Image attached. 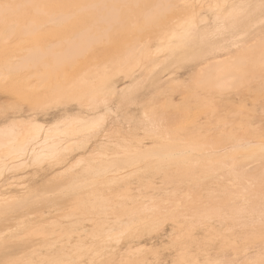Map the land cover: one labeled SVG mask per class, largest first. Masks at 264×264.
Listing matches in <instances>:
<instances>
[{"label":"bare ground","instance_id":"1","mask_svg":"<svg viewBox=\"0 0 264 264\" xmlns=\"http://www.w3.org/2000/svg\"><path fill=\"white\" fill-rule=\"evenodd\" d=\"M194 3L209 6L211 19L208 25H205L207 22L201 21L204 25L196 29L191 27L188 30V26H193L200 16ZM246 4L234 3L231 0H0V91L39 103L41 99L59 90L65 93L75 91L79 99L80 91L93 87L94 90L104 94L102 99H96L97 96L88 97V102L84 104L86 112L83 113L75 111L82 107L64 108L50 123H56L57 129L64 126L59 125L62 121L68 124L82 120L78 126L80 128L81 125L85 128L97 124L99 120L104 121L107 116L106 111L97 115L99 113L97 110L105 107V97H117L121 110L124 100L128 102L134 100L132 97L138 92V85L119 89L116 82L111 80L113 75L103 73L102 70L100 73L93 68L95 65L91 66L93 71H83L86 61L91 59L93 60L91 62L94 60L96 62V59L104 57V59L113 58L115 72L129 71L139 46L149 40V37L155 36L172 61H169V65H182L189 60L199 61L195 76L197 83L215 93H220L229 87L240 85L246 73L250 74L249 71L264 73V46L261 49L256 47L264 39L251 46H248L250 41L244 39L245 28L258 16L257 12H249L245 9ZM180 5L182 10L177 9ZM175 27L185 29L184 37L180 36L178 31L175 32ZM234 28L236 34L233 32ZM112 29L115 31L111 35ZM49 38L57 42L49 44L47 42ZM101 43L107 44L109 48L113 46L112 54L108 49L100 52L98 47ZM237 51H240L237 56L230 55ZM141 58L146 60L147 55L144 54ZM154 68H157L155 64ZM162 70H168V65L160 69V73ZM154 72L157 73L156 70ZM90 73H92L90 76L98 77L96 84L95 81L89 83ZM32 78L34 81L30 80ZM162 78L161 75H152L148 81L155 85L158 83L159 86L175 81V79L170 81ZM134 80L130 84H134ZM40 89L44 90L43 98L39 95ZM205 105H208L207 101L201 102L200 107L204 109ZM262 110L264 112V106ZM22 117L17 115V118L11 120H21ZM29 117L25 118L29 119ZM146 120L148 123L155 122L146 130L152 133L148 145L141 138H136L135 144H131L132 141L118 143L115 149L117 152L110 159L108 158L109 162L104 168L97 167L90 161H88L89 165H83L82 160L81 165L78 162L74 163L76 166H81V171L75 176L68 174L74 166H68L72 159L69 158L67 161L66 157L77 145L75 140L60 139L59 135L53 137V134L50 137L49 134V137L45 136L39 141L35 139L36 137L34 141L31 139V142H34L31 146L27 142L28 145L23 147L20 146L23 143H18L21 148L18 146L17 152L24 155V158L26 156L25 164H29L32 168L38 166L40 169L30 175L27 185H20L19 192L8 196L0 193V264L110 263V259L102 255L103 251L109 248L115 249L122 241L128 240L127 244H129L144 232L151 231V228L158 226L160 222L152 220L154 218L151 216H136L128 222H123L122 220L128 219V216L125 217L124 212H114L110 207H105L110 200L106 201L103 198L105 192H102V189H89V186L108 184L114 189H119L121 186L125 188L127 181L139 167V163L143 164L146 175L151 170L158 172L167 165H180L185 171V174H182L184 177L173 181L167 178L168 181L164 182L168 184H182L192 178L189 176H195L198 172L196 178L201 180H195V184L188 188L195 189L196 193H202L208 188L214 195H209L210 201H203L204 204H190V207L193 206L191 217L192 220L194 217V223L215 219L222 232L219 236L224 241L237 227L236 231L242 232L245 238L250 240L247 243L249 247H251L250 242L251 244L260 242L264 238V134L261 130L251 127L252 123L248 122L246 128L239 127L241 131L239 134L241 137L237 142L239 144L229 146L226 144L233 138L224 134H208L211 128L204 131V128L199 126L198 130L206 133L203 137L195 138L187 136L188 133L185 132L186 136L178 135L181 133L179 130L182 129H179L180 127L179 130L177 129L178 121L175 123L163 115L155 116L154 120L147 116ZM32 123L37 127L44 125L37 119L32 120ZM172 123L173 125L170 126ZM234 123L235 121H230L227 126H233ZM15 124L0 128V151L7 152L8 157L10 155L8 151L17 147L15 139L18 131L14 127L19 125ZM27 128L30 129L31 126ZM34 132L37 133L38 130ZM13 143L16 145L14 148ZM107 148L110 150V147ZM219 149H222L219 153L224 152L223 158L216 156ZM13 151L12 154L15 152ZM239 153L245 161L236 159ZM18 155L16 156L19 158ZM16 160L18 162V159ZM251 163L256 165L253 168L248 167ZM8 168L0 164V176ZM126 170H129V174L126 175L129 176L128 178L123 177ZM117 172H122V175L114 176ZM38 173L45 174L44 183L43 181L36 183V179L40 176ZM54 173L56 178L68 179L71 176V179L55 185V182L60 181L53 177ZM225 175L231 178L229 183L225 182ZM238 181L243 182L239 183L240 187L236 186ZM212 185L219 189H210ZM224 185H227L228 189L232 187L238 189L228 192ZM191 194L192 192L185 193L184 197L191 198ZM116 195V198L121 200L125 197L123 191H119ZM60 203H64L65 207L62 208L63 205L60 206ZM107 209L112 211L114 219L105 223L101 231L102 227L99 228V225ZM138 213L145 214L142 208ZM90 227L97 229L90 231ZM186 233H188L186 228L180 231L179 243L188 242V238L184 239L188 237ZM230 241L228 247L233 242ZM226 246L219 248L227 249ZM185 252L183 251L179 256L182 262L187 260ZM244 264H264V251L245 257Z\"/></svg>","mask_w":264,"mask_h":264},{"label":"rangeland","instance_id":"2","mask_svg":"<svg viewBox=\"0 0 264 264\" xmlns=\"http://www.w3.org/2000/svg\"><path fill=\"white\" fill-rule=\"evenodd\" d=\"M231 1L234 3L238 2L239 4L247 3L246 5H244V7H246L245 9H247L249 12H257L258 16L256 17V19L251 21L244 30V39L247 42L250 41L248 42V46L255 45L257 41L264 39V0ZM194 4L195 8L197 9L196 11L200 16L197 17V22L193 23V26H188V30H190L191 27H194L193 29H196L202 24L204 25V22H207L205 23V25H208L211 19V10L209 6H201L197 5V3ZM177 9L182 10V5H180ZM174 30L175 32L178 31L177 33H180L179 35L184 37L185 29H182L181 27H175ZM114 31L115 30L112 31L111 35ZM233 32L234 34L237 33L235 28L233 29ZM51 39L53 38H49V41H47L49 44H55L57 42V40ZM263 43L264 40H262L261 44L256 46L257 49L259 47L261 49V47L264 46ZM107 47V44L101 43L98 49L100 52L101 50L105 51L106 49H108L110 53L114 50L112 49L113 46H110L111 48ZM145 48H147V50H145ZM135 54L137 57L135 56V58H133V66L129 71H125L126 73L121 71H114L115 61L113 58L104 59V57L99 60L96 59V62L95 60L94 62H91L93 61L91 59L90 61H86L85 66H83V71L89 72L93 71V68H95L100 73H102L103 71V73H107L108 75L112 74L113 76L111 80L116 82L119 89L122 87L128 88L129 86L131 87L132 85L136 84L138 85V92L135 93V95L132 97L134 100H131L129 102L125 100L123 101L121 110L119 108V99L117 97H105V107H101L97 110L99 112L97 115H101L104 111L107 112L105 120H99L97 124L94 123L93 125L85 126V128H83V125H81L82 128L78 127L80 125L79 123L82 120L79 122L68 124H66L65 121H62V123L60 122L59 125L64 126L58 129L55 128L57 127L56 123L50 122L54 121V118L58 117L59 111L64 108L82 107L75 111H78L79 113L86 112L84 111L86 110L84 104L88 102V97L90 98L91 96H97L96 99H102V96L104 94H101L98 90H94L93 87L88 90L85 89L80 91L79 95H81V97H79V99L78 97H76L77 94L75 93V91H67L65 93V91L63 92L62 90L57 91V93L55 92V94L51 93L53 96L50 94L46 98H43L45 95L44 90L42 91L41 88V91H38L40 97L43 99H41L39 103H35L33 100L29 101L20 99L12 93L0 91V128L6 127L8 126V124L12 123H17V125H19L18 127H14V129L18 131L16 133L17 137L15 139V144H17V147L13 143V148L15 146L16 148L14 149H16V151L14 149L13 150L15 152L13 150H9V157L7 156V152H5V154L3 150L2 152L0 151V164H3L6 168H12V171L8 168L6 172L4 171L0 176L1 194L8 196L13 193L19 192L21 186H25L29 183L30 175H32L34 171L40 169L38 168V166H34V168H32L29 167V164H25L26 156L24 158V155L17 152L19 148H21L20 146L23 147L24 145L28 144H30L31 146L34 143L31 142V139L32 141H34L35 139L39 141L45 136L52 137V134L53 137H55V135H59L58 137L60 139L71 138L77 143L75 148L69 151L68 155L66 156L68 158L67 161H69V158L72 159L71 164L68 166H74V168L72 167V169L68 172V174H70L71 176L79 174V172L81 171V166L77 165V167L75 164L76 162H78L81 165L82 160L83 165H89L88 161H90L93 162L95 166L104 168L106 164H108L110 157L115 155L114 153L117 152L115 149L118 146V143H122L123 141H132L131 144H135L136 138H141L143 139L144 143L148 145L151 142L150 138L152 137V133L147 132L146 130L148 126H153L155 122L148 123L146 120L147 116L150 119L154 120L155 116L163 115L175 121V123L178 121L176 127L177 129L179 127V129L182 128L181 130L178 129L181 133L178 134V130L176 129V127L175 129L177 131H175L180 136H186V134L188 133L187 136H192L195 138L196 136L203 137L204 133H206L204 132L205 129L211 128V131H209L208 134H224L230 138H233V140L229 141V143L226 144L229 146L239 144L237 143L241 137L239 136V134L241 133L239 127L245 126L246 128V123L248 122L252 123L251 127L258 128L259 130H261V133L264 134V112L262 110V107L264 106V73H259V71L255 70V73L253 71H249L250 74L246 73L247 75L240 85L229 87L227 88V90L220 93H215L209 88H205L203 85L197 83V79H195V76L199 68V61L189 60L185 61L182 65H169L172 61H170L171 59H169L170 57L168 53L165 51L164 47L160 46V42L155 36H151L149 37V40L143 42L139 46ZM144 54L147 55L146 60H143L141 58ZM238 54H240V51L230 53L231 56H237ZM139 58H141L142 60ZM136 64H138L137 67ZM154 64L157 66V68H154ZM93 65L95 66L93 67ZM166 65H168V70H162V73H160L159 70L166 67ZM155 70L157 71V73L154 72ZM91 74L92 73H90L88 76L89 83L95 81L94 83L96 84V79L98 77L90 76ZM152 75H161V77H163V80L169 79L170 81H172V79H175V81L161 86H159L158 83L156 85L151 84L148 79ZM30 80L34 81V78ZM133 80L134 84H130V82ZM67 93L70 95H68ZM55 95L57 96L55 97ZM59 96H61V98H59ZM41 101L43 102L41 103ZM204 101H207L208 105H205L203 109L200 107V104ZM17 115L18 117L23 116V119L17 121L11 120L17 118ZM27 116H30L29 119L25 118ZM5 118L6 120L8 118L9 119L6 121ZM36 119L40 122H43L44 125L42 124L38 127L37 125H34L32 123V120ZM230 121H235L233 126H227V123H229ZM98 123L100 124V126ZM27 124H30L31 130L27 128L30 127ZM171 125H173V123L170 124V126ZM25 126L27 129L25 128ZM199 126H202L204 128V131H199ZM22 128L27 131L30 130V134L29 132L21 130ZM39 128L41 129V131H39ZM183 128L185 129V131H183ZM33 130H38V132L35 133ZM21 131L23 133L25 132L24 134L26 135H24ZM57 131L60 132V134H57ZM19 132L21 134H19ZM33 133L34 135H38L34 136ZM73 135L74 137H72ZM23 140L25 142H23ZM84 140L86 141L84 142ZM18 143L23 144L20 145ZM107 147H110V150H108ZM12 151L14 152V154H12ZM219 151H222V149H219L217 151L216 156L218 157L219 155L220 158H223L224 152L219 153ZM11 154L12 157H15L12 158ZM18 154L21 156V158ZM16 155H18L19 158ZM4 156H7L6 158L8 159H6ZM106 156L108 157L105 158ZM12 159H14V161H10ZM16 159H18V162H16ZM236 159L239 161H245L243 160V156L240 153L237 154ZM99 164L100 166H98ZM17 165L19 167L20 165L22 166L19 169ZM254 165H256V163H251L248 165V167L253 168ZM138 166L139 169L137 168L135 174H133L129 178V181H127L128 184L127 187H125L127 189L123 188L124 186H121L119 189H114L112 188V186H108V184H97L98 186L95 187L89 186V189H102V192H105V196L103 198H105L106 201L110 199L105 207H110L114 212H124V216H128V219L125 218L126 220H122L123 222H128V220L132 219L133 217L135 218L136 216H151L152 218H154L152 220L160 222L158 226H153V228H151V231L144 232L143 235L138 239L131 240L129 244H127L129 242L128 240L122 241L118 244L117 247H115V249L109 248V250L103 251L102 255H106V259H110V263L108 262V264H231L233 262L237 264H244L245 257L258 253V251L260 252L261 250L264 251V238L261 239V243L258 241L255 242V244H251L250 242L251 247H249L247 243L250 240L245 238L242 232L236 231L238 229L237 227H235L236 230H233L231 231V233H229V236H231L226 238L225 241L227 242H225L223 239H221V236H219L222 232H220L221 230H219V225L215 219H207L204 222L198 221L197 223H194V217L193 220L191 217L193 206L190 207V204H204L203 201H210L211 196L208 197L209 195H214L210 190H208V188L202 191V193H196L195 189L191 190V188H188L190 186H193V183L195 184V180H201L200 178H196L199 175L198 172L195 176H189V178H192L182 184H168V182L165 183L167 178L173 181L177 180V178L182 179L184 177L183 175L185 174V171H183L180 165H167V167L160 168V171L158 172L151 170L147 175L145 174L143 164L139 163ZM175 171L177 172V174ZM14 174H16V176ZM128 174L129 170H126L123 177H126V175ZM39 175L40 176L36 179L37 184L46 179L44 178L45 174L40 173ZM55 175L56 173L53 174V177ZM116 175H122V172H117L116 174H114V176ZM166 175L167 177H164ZM71 176L68 179L57 177L60 182H55L54 184L57 185L59 183H65L67 182V180L69 181L71 179ZM54 178H56V176ZM225 178V182L229 183L231 178L227 175H225ZM239 183L242 184L243 182H236V186L240 187ZM224 188L228 192L238 189L237 187L228 189L227 185H224ZM210 189L215 190L219 188L212 185ZM119 191H123L125 193V197L122 198L123 200L116 198V194ZM189 192H192L190 196L191 198H185L184 194ZM119 200H121V202ZM121 205L123 207H121ZM60 206H62V208L65 207L64 203H60ZM115 206L118 207L116 208ZM62 208L61 211L63 210ZM122 208L125 211L122 210ZM140 208H142L145 214L138 213ZM128 212L129 215H127ZM111 213L112 211L110 209H107L103 213V220L99 225V228L100 226L102 227L100 228L101 231L105 227V223H108L114 219L113 214ZM183 228H186L188 232L186 233L188 237H184V239L188 238L187 243H179L180 231H182ZM89 229L91 231L97 229V227H90ZM237 233H239L240 236ZM228 241H233L232 243L234 245H232L231 243V246L233 247L232 249L231 246L228 247V245H230L228 244ZM224 244L228 245L226 246ZM222 246H226L228 248H219ZM245 246L247 247L244 248ZM240 248H242V250ZM183 251H186V262H182L179 258L180 253H182Z\"/></svg>","mask_w":264,"mask_h":264},{"label":"snow or ice","instance_id":"3","mask_svg":"<svg viewBox=\"0 0 264 264\" xmlns=\"http://www.w3.org/2000/svg\"><path fill=\"white\" fill-rule=\"evenodd\" d=\"M7 7V6H6Z\"/></svg>","mask_w":264,"mask_h":264}]
</instances>
